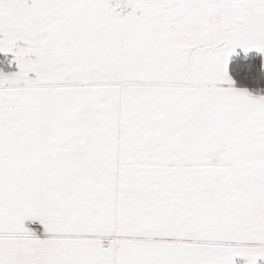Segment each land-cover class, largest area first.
<instances>
[{
  "label": "snow or ice",
  "instance_id": "obj_1",
  "mask_svg": "<svg viewBox=\"0 0 264 264\" xmlns=\"http://www.w3.org/2000/svg\"><path fill=\"white\" fill-rule=\"evenodd\" d=\"M0 264H264V0H0Z\"/></svg>",
  "mask_w": 264,
  "mask_h": 264
}]
</instances>
